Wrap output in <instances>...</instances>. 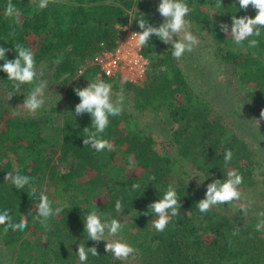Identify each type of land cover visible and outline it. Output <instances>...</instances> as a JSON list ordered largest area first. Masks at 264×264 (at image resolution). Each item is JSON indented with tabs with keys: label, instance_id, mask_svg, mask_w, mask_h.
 <instances>
[{
	"label": "trees",
	"instance_id": "obj_1",
	"mask_svg": "<svg viewBox=\"0 0 264 264\" xmlns=\"http://www.w3.org/2000/svg\"><path fill=\"white\" fill-rule=\"evenodd\" d=\"M11 2L21 16L18 21L6 17L8 0H0V47L9 49L5 58L15 59L17 44L30 49L36 67H49L52 79L63 87L64 102L44 103L29 113L18 106L42 76L7 100L13 82L0 71V212L9 210L13 222L21 215L28 220L23 231L5 232L0 225V264H81L75 253L79 244L97 249L98 256L89 253L84 264H264V230H255L264 219L257 206L264 203V167L216 103L228 79L238 107L264 121V28L259 37L248 38L258 41L250 48L248 40L236 45L218 27L221 22L230 26L233 15L254 17L255 10L240 9L238 0H221V6L219 0H186L190 31L209 41L231 76L203 90L190 77V56L175 59L171 45L155 36L139 50L148 63L138 81L121 79L119 72L106 75L92 62L97 53L119 45L125 31H140L136 20L141 15L159 26V0H50L43 10L30 0ZM161 66L168 71H159ZM97 76L112 85L113 99L123 89L128 100L119 116L109 117L101 134L113 144L111 151L84 146L83 129L91 128V118L74 114L79 98L73 89ZM226 149L233 153L227 165ZM17 169L33 178L20 190L4 181ZM233 169L243 177L241 200L255 205H247L246 214L224 205L200 213L196 203L204 198L206 185ZM151 176L155 179L149 180ZM136 183L140 188L133 189ZM169 185L181 208L157 232L152 226L155 214L147 206L162 198ZM32 187L48 195L53 208L62 209L48 220L47 230L35 218ZM117 200L123 211L115 210ZM93 208L102 220L114 218L123 225L117 236L107 238L127 242L134 254L118 260L105 252L104 241L88 240L84 217ZM237 227L239 234L233 236Z\"/></svg>",
	"mask_w": 264,
	"mask_h": 264
},
{
	"label": "clouds",
	"instance_id": "obj_2",
	"mask_svg": "<svg viewBox=\"0 0 264 264\" xmlns=\"http://www.w3.org/2000/svg\"><path fill=\"white\" fill-rule=\"evenodd\" d=\"M30 3L38 9L43 10L48 6L50 0H30ZM238 4L239 8L245 11L251 6L255 10V16L249 17L248 15H244L237 18L233 15L230 26L227 23L221 22L218 24V27L221 32L231 36L234 44L242 45L245 40H248V47L255 48L258 45V41L248 38L253 36L259 37L261 35V29L264 28V0H238ZM218 6H221V0H219ZM157 11L163 18V22L159 26H152L141 15L136 20L140 31L132 32L127 43L130 41L134 42L136 49H142L151 37L155 36L164 44H170L172 49L171 55L179 60L186 52H191L193 47L198 44L197 38L190 31V21L185 19L190 12V8L186 0H159ZM4 15L18 21L21 12L11 0H8ZM14 34V30L9 33V35ZM173 37H176V39H173ZM14 50L16 53L15 59L8 60L5 58V53L9 49L0 47V61H3V64L0 65V71L7 74V80L13 82L14 89L7 94V100L11 99L14 93L19 94L21 86L32 84L37 80L38 75H43L42 72H37L34 54L30 49L17 44ZM144 63L147 64L148 61H144ZM159 71L167 72L168 69L166 66H161ZM48 85L46 80H40L24 96L21 105L18 107H22L29 113H35L44 104V92L48 88ZM73 91L79 98V103L74 106V114L76 116L88 114L91 118V128L85 127L83 129L84 146H90L96 152H102L104 150L111 151L113 144L109 140L102 138L101 134L109 125V117L119 116L122 113L124 103L123 89L113 99L112 85L97 76L95 80L88 81L85 87L74 88ZM260 117L264 119V110H261ZM256 122L258 128L259 121L256 120ZM232 156V151L226 149L224 152L225 165L230 163ZM32 179L27 175L20 174L19 169L16 170L15 174L8 172L4 176V181L10 182L18 190L24 189ZM154 179V176L149 177V180ZM242 183L243 177L235 169L228 171L226 178L213 179L206 185L204 198L196 203L199 212L207 213L215 206L225 203L229 205L234 201H240L242 193L239 190V186ZM132 188L138 189L140 185L138 183L133 184ZM30 196L37 199L35 218L47 230L48 220L54 215H58L62 209L60 207L53 208L52 201L48 195L43 191L38 193L35 187L31 188ZM179 201L180 199L177 196L175 188L169 185L162 198L153 201L147 206L148 212L155 214L156 218L152 220V226L157 232H163L172 218L179 215L181 208ZM239 209L245 214L248 211V208L244 204H240ZM115 210L117 212L123 211V206L119 200L115 203ZM148 212H145L144 215H148ZM258 215L264 218V211L258 213ZM84 221L83 231L86 232L88 240L94 242L104 241L105 252L111 253L115 259L125 260L135 253L136 250L127 242L120 239L110 240L107 238L117 236L122 229L123 225L117 219L102 220L101 215L93 208V210L85 215ZM27 224L28 220L26 215H21L18 222H13L9 210L5 209L0 212V225L4 226L5 232L8 229L23 231L27 227ZM255 230H264V219H260L255 225ZM238 234L239 228L237 227L232 235L235 236ZM75 253L81 264L87 261L89 253L92 256H98L96 247L86 248L84 244L77 245Z\"/></svg>",
	"mask_w": 264,
	"mask_h": 264
},
{
	"label": "rangeland",
	"instance_id": "obj_3",
	"mask_svg": "<svg viewBox=\"0 0 264 264\" xmlns=\"http://www.w3.org/2000/svg\"><path fill=\"white\" fill-rule=\"evenodd\" d=\"M132 32V30H130ZM126 36H124V40H128L127 31L124 32ZM193 34V33H192ZM197 40L198 44L193 47L191 52H186V56H190L188 59L187 67L189 68V74L191 78H195L200 84V88L205 90L209 88V85L217 79H222V76H228V71H225V68L219 64V60L215 57L213 52V48L209 41L201 40L198 36L193 34ZM131 44L128 48L132 47ZM130 49V48H129ZM126 58L131 59V55ZM144 60V59H143ZM128 62V60L126 61ZM37 72H42L43 75L42 80H46L48 82V88L45 89L44 92V103L46 106L49 105H61L64 102L63 97V87L59 84L57 80H53L51 77V69L47 66L39 65L36 67ZM121 79H127V77H133L138 81V72L136 73L135 69L131 67L129 63H125L122 70ZM226 86L222 89L221 93L217 95V105L226 111V120L230 122V124L234 127V129L249 143V145L254 149L257 157L261 161L262 166L264 167V121L259 118L250 117V114L242 111L243 108L238 107V102L236 101L233 95V89L230 81L226 79ZM209 93L211 92L208 90ZM213 91V90H212ZM128 100H125L126 103ZM234 110V114L231 111ZM53 119L57 120L58 117L53 115ZM257 121H259V126L257 128ZM63 166L62 164H59ZM240 204H244L245 206L255 205L252 202H247L245 200L234 201L232 204H223L224 206L234 210L239 208ZM259 209L264 211V203H261ZM0 253H4L3 249L0 248ZM3 264V263H2Z\"/></svg>",
	"mask_w": 264,
	"mask_h": 264
},
{
	"label": "built area",
	"instance_id": "obj_4",
	"mask_svg": "<svg viewBox=\"0 0 264 264\" xmlns=\"http://www.w3.org/2000/svg\"><path fill=\"white\" fill-rule=\"evenodd\" d=\"M132 32H130V30H127V37H130ZM123 38L119 45H117L113 50L105 49L100 53H97L94 56L92 62L99 65L101 70L106 75H113L119 72L121 76L123 75V66L125 65V63H129L131 67L135 69L136 73L138 72L139 76L137 77L141 78L143 76L144 68L146 66L144 61L146 60L140 54V49H136L134 47V42L130 41L127 43L128 40L125 41ZM128 44L129 46L131 44L133 46L129 47V49ZM129 55H131V59L126 58ZM127 60L128 62H126ZM127 79L134 81L136 80L133 77H127Z\"/></svg>",
	"mask_w": 264,
	"mask_h": 264
}]
</instances>
